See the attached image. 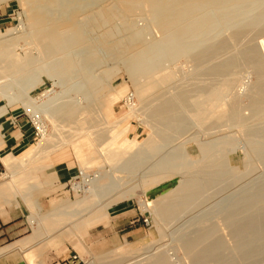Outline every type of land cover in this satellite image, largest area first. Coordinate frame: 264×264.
Masks as SVG:
<instances>
[{
    "label": "bare ground",
    "instance_id": "obj_1",
    "mask_svg": "<svg viewBox=\"0 0 264 264\" xmlns=\"http://www.w3.org/2000/svg\"><path fill=\"white\" fill-rule=\"evenodd\" d=\"M24 1L27 4L26 17L32 26L31 29L27 32L20 27L22 30L20 29L19 34L9 39L0 36V98L7 100L0 110H4L6 106L18 101L26 106L24 109L28 113L40 121L41 135L36 146L30 152H37L38 155L43 153L42 155H44L55 151L63 144L62 141V143L50 141L54 135L48 134V125L43 117L45 115L51 119V124L55 129L60 120L65 123V126L72 125L71 122L75 116L86 113L87 117L84 118V116L82 121L83 126L78 127L75 131L79 130V134L81 130L91 131L92 123L95 120L92 95L102 85L104 78L111 73L108 68L101 74H94L92 68L106 63L105 59L121 63L134 88V93L124 94L128 111L138 116L143 114L145 121L152 120L148 122L151 132L140 146L137 145L136 141L124 138L127 127L119 128L118 122L110 127L115 130V133L112 139L107 143L105 142L106 144L103 143L101 156L111 163V182L106 185L100 183L106 173H97L90 177L83 168L80 169L83 182L88 187L83 189L80 184L76 186L77 190L83 189L82 191L87 194L72 205L76 208L77 224L72 227L67 223L56 226L54 223L46 224L45 222L46 228L51 232L61 231L65 237L72 239L73 243L79 246V249L87 252L80 240L79 229L81 226L82 228L83 226H91L96 222L103 214L102 210L111 204V200L115 196L131 197L133 187L127 188L128 185H125L126 189L117 191L115 188L117 185L121 188L122 185L118 184L122 180V176L119 174L126 172H128L127 174H136V167L141 162L144 165L143 170L150 168L151 171L137 177V184L146 196L145 207L153 215L157 231L160 234L166 231L176 233L178 235L176 240L190 254L191 264H212L214 261L212 257L221 248L220 238L214 239V235L219 233L221 229L208 226L209 222L206 223V221L209 219L202 218L201 220L202 215L206 212L201 210L202 213L194 215H189V213L201 204L200 200L207 198L205 194L207 191L210 192L208 189L211 186L225 181L223 180L226 177L225 174L228 173L233 179H239L238 177L242 176L250 169V165L253 166L252 164H254L252 162L249 165L246 164L243 171H239L237 166L229 167L232 155L240 149L238 147L240 141L237 143L229 135L221 134L224 127L239 128L240 136H243L244 140L247 141L248 150H251L252 154L257 152L260 157V153H264V37L258 41L261 39L258 38L259 35L264 36V0ZM95 4L97 7L93 8L92 5L95 6ZM139 12H142L150 23L156 25L157 36L147 39L146 30L137 28L134 23L137 21L134 14ZM80 14H84V16L81 15L82 18H80ZM116 20H121L122 23L120 22L118 27H109ZM89 26H93L95 29L104 26V32L100 34L101 38L98 40L91 39L92 36L87 34V27ZM107 26L108 28H105ZM123 29L128 30L126 37L120 38L117 35L116 37L115 34L120 33ZM15 30L18 31L19 29ZM22 35H26L27 40L30 41L28 47L32 45L30 50L24 51V56H20L15 48H12L15 40L20 39ZM93 38L95 37L93 36ZM76 50L80 53L79 57L82 61L78 67L74 62L75 57L71 56V53L76 55ZM100 50H103V56L98 54ZM185 63L190 64V73L189 70L188 72L182 71ZM245 69L250 70L254 76L252 82L244 81L242 74ZM180 70L181 75H188L191 79L187 85L182 86L174 83ZM42 73L52 79L54 84H57L59 80L67 82L70 78L77 80L79 76L82 77L79 78L83 80V83L78 79L80 82L78 85L81 84L79 87L67 89L68 93L71 91L75 93L70 97L71 99L69 98L71 103L68 101L61 102L60 95L52 96L50 90L44 91L41 96L45 98L38 101L41 96L36 99L32 98L29 89L43 84ZM7 74L16 77L15 88L3 84V76H8ZM77 74L76 78L74 75ZM73 76L74 78H72ZM157 78L163 81L157 82ZM78 80L75 82L78 83ZM69 82L72 83L71 80ZM78 85L76 84V86ZM71 86L73 85L71 84ZM156 89L160 90L157 91L159 98L155 104L151 100L153 102L151 105V102L148 103L149 95L155 94L156 92L153 93L152 91ZM63 93L61 92V94ZM129 94H132L133 100ZM95 107L97 109V106ZM58 118H60L59 121H57ZM79 121L81 120L79 119ZM100 122L102 119L98 123ZM94 124L97 125V123ZM77 126L72 127L73 130ZM194 128L197 131L191 133L190 130ZM71 133L70 135H72ZM62 138L65 139V137ZM100 138H102V133L96 132L94 140L98 141ZM78 140H72L76 147L80 145ZM106 140L104 139V141ZM65 141L68 142L66 139ZM191 141L196 145L195 151L198 155L195 154V157L189 153L190 147L187 146ZM116 142H118V149L113 147ZM133 146L140 147L137 155L127 158L122 155L123 152L120 150H128ZM246 151L242 153L246 154ZM27 155L23 156L27 157ZM28 158L30 157L26 158V162L32 159L27 161ZM34 158L39 160L41 157L35 156ZM22 159L23 157L19 161ZM37 159L32 161L36 162ZM16 160L18 161V158ZM24 160L22 163L19 162L22 166ZM122 160V165L118 166ZM11 161L2 162L10 168ZM13 161L15 160L13 159ZM244 161L246 163V159ZM21 165L18 166L21 167ZM169 175L174 176V179L169 181L172 183L171 187L161 190V193L153 199L148 198L160 186L159 180ZM232 182L234 184V181ZM213 190L215 191V189ZM107 195L108 198L104 201L94 199V197L102 198L103 196L107 197ZM261 199L264 201L263 198ZM263 201H260L262 205H264ZM231 202L233 203V201ZM231 202H228L231 206L224 202L226 205L223 206L224 213H233L234 209L235 211L238 210H236V204H231ZM238 205L240 203H237ZM217 206L221 207L219 204ZM261 206L258 205V207ZM212 207H214L213 209L216 208V221L220 225L224 216L222 208L216 207V205ZM260 209H263L264 212V206ZM235 211L236 217L239 216V212L236 213ZM71 212L72 210L66 214L65 212L61 214L67 215ZM220 214L223 216L220 217ZM229 214H225V216L232 215V217L230 216L231 219L229 218L230 220L227 221L225 217L224 221L232 223V218L234 219L235 215ZM238 218H235L233 224L235 222L239 224ZM188 219L191 220L189 222L193 220L199 225L191 228L193 226L191 224V226L189 225L190 228L185 229L186 224L183 222ZM46 221L49 222V220ZM203 223L204 225H201ZM45 224L41 223L43 228ZM182 224L184 228L181 229ZM241 227L231 231L237 233V238H244L243 233L251 232L250 227L244 226V228L243 225ZM45 229L44 231L47 233ZM42 231L41 233H43ZM259 232H261L260 229ZM246 238L250 241L251 236ZM143 253L147 254L148 251ZM153 254L154 256L145 264H174V258L172 259L167 251L158 252L157 250ZM145 257L147 258V256ZM217 261L219 263L222 259Z\"/></svg>",
    "mask_w": 264,
    "mask_h": 264
},
{
    "label": "rangeland",
    "instance_id": "obj_2",
    "mask_svg": "<svg viewBox=\"0 0 264 264\" xmlns=\"http://www.w3.org/2000/svg\"><path fill=\"white\" fill-rule=\"evenodd\" d=\"M92 7L96 8L97 5L96 4H95V6L92 5ZM26 10H27V4L25 3L24 0H0V36H1V38L3 37L6 39H9L11 37H14L17 34H19V31L22 30L21 28H23L27 32L31 29L32 26L27 21ZM81 15L84 16V14H80L79 15L80 18H82ZM137 15H139V16L137 17ZM142 15H143V17H142ZM134 16L136 17V20H137L136 22L134 21L137 28L146 30V32H147L146 38L147 39H150L152 36L158 35L157 30H156V25L150 23L146 19V17H144L145 15L142 12L136 13V14H134ZM134 16H133V18L135 20ZM120 22H121V20H118V21L116 20L115 23L117 25L113 22V24L110 25L109 27H118L119 26L118 24H120ZM120 27H122V26H120ZM100 28L101 27H96V29H95V27L89 26V27H87V31H88L87 34L89 33L88 35L90 37L92 36L91 39L98 40V38H101L100 34L104 32V26H103V28H101V29ZM105 28H108V26ZM15 29H17V30L19 29V30L16 31ZM92 30H94V31H92ZM121 32H123L124 34H122ZM121 32L115 34V36L117 35L120 38L126 37V35H127L126 32H128V30L123 29ZM93 36L95 38H93ZM263 37H264L263 35H259L258 38H261V39H259L258 41L262 40ZM27 39L28 38L26 35H22V37L20 39L15 40L14 45H13L14 47L12 46V48L13 49L15 48L16 52L20 56H24V51L30 50L32 47V45H30V47H28L30 44V41H28ZM15 44H16V46H15ZM32 52L35 54L34 51H32ZM77 52L78 51L76 50L75 51L76 55H73V53H71V56L73 58L75 57L74 62H75V65L78 67L79 63H81L82 61L79 57L80 53L79 52L77 53ZM98 54L103 56L104 55L103 50H100V52ZM105 60L107 62L102 63L100 66H98L96 68L94 67L95 70L92 68V72L94 74L95 73L101 74L102 71H105L108 68L111 70V73L106 78H104V81H103L102 85L100 86L101 88L99 87L98 90L95 91V93L92 95V100L94 102L93 107L95 110V111L93 110L95 112L93 115V117L95 118L94 122L92 123L93 128H92V126H91L92 129L90 128L91 131L93 130L92 132L89 130L90 132L88 131L89 132L88 133L87 130H86V132L84 130H81V133L79 134V130H77L78 132L75 131L76 129H78V127L80 128L81 126H83L82 121H83L84 116H85L84 118L87 117L86 113H81V114H78L77 116H75L74 117L75 119L71 122L72 125H66L65 126V123L61 122L60 118H58L57 121H59V120L60 121L58 122L57 128H55V129H53V126L51 124V119H48V117L46 115L43 116L45 119V122L48 125V134L50 133V134L54 135V137L51 138L50 141H52L53 143L59 142V141H60L59 143L63 142V144L60 147H58V149H56V150H62V151L69 150L72 153L68 158H65V159L63 158V159L58 161V162L62 163V165H65V166L67 165V166L71 167V169L73 171V176H74V177H72V179L68 180L65 184L62 185L61 188L63 189L64 195H62L60 198H58L57 193L54 191L49 192V193H41L42 199L39 200L40 205H41V214H44L48 211L51 212L52 211L51 209L56 204V202H59L60 200H66V199L68 200V204L70 206L66 207L64 209V212L66 214V212L72 210L71 214L70 213H68L67 215L61 214L59 216H56L55 214H53V216H50V218L52 217L54 220L56 218L58 219L59 222L54 223L56 226H60L62 223H67L73 227L78 222L77 221L78 219L75 216L76 215L75 214L76 208L72 207V205L78 199H81L85 195H87L82 190L84 188L88 187L83 182V178L80 175V169L83 168L90 177H93L97 173H106L104 175V177L102 178V180L100 181V183L102 185H106V184H109L111 182V175H112L111 163H109V161L107 159H106L107 160L106 161L105 158H103L101 156V153L103 152L102 151L103 143L106 144L110 139H112L113 134L115 133V130L110 128L111 126H113V124L115 122H118V126L121 129L127 127V130L124 133V138H126L128 140L136 141L138 146L143 144V141L148 137L149 133L151 132L150 131L151 129L148 126V124H149L148 122H151L152 120L150 121L149 118L146 117L149 121H145L144 120L145 117L143 118V116H144L143 114H142L143 116L141 114H139V116H138V115L131 114L130 111H128V107L126 106V103H125L124 94H126L128 92L134 93V88H133L131 82H129V80H128V76H127V73H126L124 67L122 66L121 63H119L117 61L114 62L111 59H108V60L105 59ZM103 66H105V67H103ZM182 68H183L182 71L186 70L188 72V70H189V73L191 72V67H190L189 63L183 64ZM243 72L244 73L242 75H243L244 81L245 82H252L254 79V76L250 73V70L245 69ZM74 76L76 77V76H78V74L74 75ZM74 76L72 78H74ZM79 77L78 78L76 77L77 80L82 78V77H80V78ZM15 78L16 77L11 76V75L10 76L9 75L3 76L2 82L6 86H11V88H13V87L15 88V82H14ZM42 78H43V84L41 86H38V87L35 86V87L29 89L30 96L34 99L39 98L44 91L50 90V93L52 96H55V95L59 96L60 95V98H61L60 101L61 102L68 101L69 103H71L72 101L70 100L71 99L70 97H72L75 93L73 91L68 93L67 89H69V88L72 89V87L73 88L79 87L81 84L80 85H78V84L80 82L83 83L82 82L83 80H81V79H80L81 80L80 82L78 80V83H76L75 82V81H77L76 79L73 80L70 78L67 80V82L66 81L64 82L63 80H59V82L57 84H54V81L52 79H49V77H47V75H45L43 73H42ZM69 80H71L72 83H70ZM162 81H163L162 79L157 78V82H162ZM190 82H191L190 77L188 75H181V70H180V73H178V75L176 76L175 81H174L175 84H179L182 86L187 85ZM66 83H68V84H66ZM69 83H70V86H69ZM71 84L73 86H71ZM76 84L78 86H76ZM157 91H160V90H158V89L153 90L152 92L153 93L156 92V93L152 94V95L150 94L149 95L150 98L148 97L149 98L148 103L151 102L150 103L151 105L153 103L152 101H154L153 104H155L159 98V92H157ZM58 92H60V93H58ZM61 92L62 93L64 92V93L61 94ZM117 95H118V98H117ZM44 98L45 97L41 96L40 99H38V101H40ZM134 100L136 101L137 99H134ZM115 101H118V102L114 103ZM6 102H7L6 99L0 98V106L5 105ZM11 105L12 106L9 108L16 109L17 111H22L23 115L25 116V113H24V111H25L24 108L26 107L25 105H23L22 103H20L18 101L14 102ZM95 106H97V109H95L96 108ZM96 110H98V111H96ZM100 118L102 119V122L98 123L101 120ZM79 119L81 121H79ZM97 119H100V120L98 121ZM73 123H75V125H73ZM94 123H97L98 126ZM152 123H154V122H152ZM60 125H62L63 128H62V126L60 128ZM95 125H96V127H95ZM64 126L67 128H65ZM69 126H71V127H69ZM75 126H77V127L74 128V130H73L72 127H75ZM231 129L232 130L234 129V130L232 131ZM72 131L74 133H71ZM190 131L192 133V131L196 132L197 130L194 128ZM226 131H227V133H226ZM96 132L102 133V138H100V140H98V141L94 140ZM60 133L61 134L63 133V135H61ZM70 133L72 135H70ZM221 134L229 135L230 138L232 140H236L237 143H239L238 141H240L241 144L243 143L242 146L240 143L238 144L240 151L237 150V152L232 155V158H231L232 161H231V164L229 167H232V166L236 167L237 166L239 171H243V170H245L244 168L246 167V164L249 165L250 162H252L254 164H252L253 166L250 165V169L247 170L242 176H239L238 177L239 179H237V178L233 179L228 173L225 174L226 177L224 176L225 178H223V180H225V181L223 183L211 186L208 189V190H210V192L207 191L205 194L207 198L202 200V201L200 200L201 204H199L196 209L192 210V212H190L189 215L198 214L200 212L202 213V211L206 212V214L204 213V215H202L201 220H202V218L203 219L205 218L206 220L209 219L210 221L205 220L206 223L209 222L210 225L207 224L208 226H212L214 228L221 229V231H219V233H215V235H214V239L220 238L221 248H219L216 251L217 254L215 253L214 257H212V256L211 257L214 261H217L218 259L219 260L222 259V261H219V263H218V261L216 263L214 261H212V264L213 263L214 264H264V212H263V209H260L261 207L264 206L261 204L262 202H260V201H263L261 198L264 199V189L262 190V188L264 187V170H263L264 169V166H263L264 165V160H263L264 159V155H263L264 153H260L261 154L260 157L258 156L259 154L257 152H255L256 154L253 153L254 154L253 155L252 152H250L251 150H248L249 145H248L247 141L244 140V137L242 136L243 137L242 138L240 136L241 131L237 127H224V129L221 131ZM62 137H65V139L68 140V142L66 143L65 139ZM39 138H40V136H36L34 134V140H33L32 144L34 145ZM63 139H64V141H63ZM71 139L72 140H76V139L78 140L79 139L78 140V141H80L79 147L74 146L73 145L74 141H72ZM104 139L105 140L107 139V140L104 141ZM107 145L106 146L104 145V147H107ZM138 146H135V147L133 146V148L131 147L128 150L126 149L124 151L123 150H120V151L124 153V154L122 153V155H125L126 158L132 157V156L137 155L138 152L140 151V149H139L140 147H138ZM187 146L190 147L189 153L191 155H193V157H195V154L198 155V153L195 151L196 145L194 142H192V141L189 142L187 144ZM113 147L117 148L118 142L114 143ZM243 147L246 149H244ZM100 150H101V152H100ZM245 150H247L248 152L246 151V154L242 153ZM126 151H127V153H126ZM257 156H258V158H257ZM261 156H263V157L261 158ZM245 159H246V163L244 161ZM122 162H123V160L121 162H119L118 166H121ZM143 167H144V165L140 162L138 164V166L136 167V170H137L136 174L129 173L130 174L129 175V174H127L128 172L119 174V176L120 175L122 176V180L119 181L118 184L119 185L122 184V185H121V188H119L120 186L118 187V185H117V188H115L116 191L120 190V189H126L125 185L126 186L128 185L127 188L133 187L132 189L134 192L132 191L131 197L124 198V197H120V196H118V197L115 196V198L111 200V204L102 210L103 214L100 216L99 219H97L96 222H94L95 225H93L94 224L93 223L91 226L90 225L86 226V227L83 226V228L81 226V228L79 229V233L81 234V237H82L80 240H81L83 246L85 247V249L87 250V252H84L82 249L79 250L77 247L74 246V244H73L74 241L72 239L66 237V239H63V241H62L63 246H62V250L60 252L63 254H61V259H65V261L70 262L71 258H69V255H71V256L76 255L77 259L75 260V262H73V264H88V263H91V264H140V263L145 264V263H147V261H149L151 259V257L154 256L153 252L158 250V252L167 251V253L171 256V258L172 259L174 258L173 259L174 264H191L190 254L188 253V251H186L180 245V242L176 240V237L178 235L176 233H171L170 231H166L165 233L160 234L156 229V225H155V222L153 219V215L151 214L150 210L145 207V203L147 202V199H146L145 194L143 193V191L140 189L139 185L137 184L138 179H136V178L140 177L143 174H148L151 171V169L148 168L146 170H143L142 169ZM46 172L49 173L50 168H47ZM173 179H174L173 175L162 177L159 180L160 186L157 187L155 192L150 194L148 198L153 199L154 197H156V195H159L161 193L160 192L161 190L163 191L164 189H169L171 187V184H172V183H169V181H171ZM132 181H133V184L135 183L134 185L131 184ZM232 181H234V184ZM79 184L82 186V188H83L82 190H77L76 186H78ZM123 185H124V187H123ZM134 186H136V187H134ZM215 186H217V187H215ZM260 186H263V187H260ZM78 188L81 189L80 187H78ZM219 188H220V190H219ZM221 188H223V189H221ZM213 189H215V191ZM212 190H213V192H212ZM38 194L39 193H37L36 195H38ZM212 196H214V197L212 198ZM105 197L106 196H103L102 198L100 197L101 199L99 197L98 198L94 197V199L97 201H100V200L104 201V200H107L108 195L106 198ZM216 197H218V198H216ZM250 198H252V199H250ZM232 199H234V200H232ZM259 199H261V200H259ZM235 200H236V203H235ZM229 201L230 202L233 201V203L236 204L235 207H236V210L238 209L237 211L239 213L237 211H235V209H234V211L236 213H238L239 216L237 215V217H236V215L234 214V211H233V213H231V212L224 213L225 211H223V206L224 207L226 206L224 202H226L229 206H231L230 203H228ZM256 201H258V202L256 203ZM217 202H219V203H217ZM221 202L223 205L221 204ZM215 203H217V204H215ZM233 203L231 202V204H233ZM237 203L238 204L240 203V205L237 206ZM263 203H264V201H263ZM218 204L221 205V207L217 206ZM246 204H248L247 206H249V207H247ZM256 204H258V205L260 204V206L261 205L262 206L258 207V205H256ZM215 205H216V207L222 208L221 210L223 212L222 211L221 212L224 213L223 214L224 216H223V215H221L222 213L220 212L221 213L220 217L223 216L222 217L223 221L221 220L222 222L220 225H218V222L216 221L217 220V217L215 215L216 208L213 209L214 207H212ZM228 205H227V207H229ZM208 207L210 208V211H208L209 210ZM211 207H212V210H214V211L211 210ZM204 208H206V209L204 210ZM245 208H247V209L245 210ZM29 211H30V213L27 214V216L25 217V220L27 221V232L31 233L33 228H32V225L30 224L31 210L29 209ZM256 211H257V213H256ZM229 213L234 214L235 218L239 217L238 218L239 224H237L236 222H235V224H233V221L236 220L235 218L234 219L232 218V223L227 222L232 217V215H230ZM225 214H227V215L229 214L231 217L230 216L227 217V216H225ZM54 215H55V217H54ZM207 216H208V218H207ZM243 216H245V217H243ZM224 218L227 221H224ZM189 221H191V220L188 219V220L183 222V224L184 223L186 224L185 229H187V227L190 228L191 224L193 225V226H191V228L197 227L199 225V223L197 225L196 221L192 220L193 223L189 222ZM223 222L224 223L226 222V225H224ZM195 223H196V225H195ZM230 223L232 226L230 225ZM183 224L180 227L181 229L184 228ZM201 225H204V223ZM242 225H243V227L244 226L250 227L251 232L250 233H243V236H245L244 238H237V233L235 234V233H232L231 231H233V229H239V227H241ZM236 227H238V228H236ZM259 229L261 232H259ZM261 229H263V230H261ZM249 235L251 236V239H252V240L250 239V241H249V239L246 238L247 236L249 237ZM162 236H164V237H162ZM217 236H219V237H217ZM160 237H161V239H160ZM247 240H248V242H247ZM251 243H252V245H251ZM245 244H246V246H245ZM248 245H250V246H248ZM245 248H247V249H245ZM147 251H148L147 254L143 253V252H147ZM137 254L138 255L140 254V255L138 256ZM150 254H153V255H150ZM188 254H189V256H187ZM142 255H143V257H142ZM216 255H218L217 258H215ZM145 256H147V258ZM132 258H135V259H132ZM137 258H139V259H137ZM140 258H142V259H140ZM93 259H94V261H93ZM212 259L210 258V260H212ZM142 262H144V263H142ZM221 262H223V263H221Z\"/></svg>",
    "mask_w": 264,
    "mask_h": 264
},
{
    "label": "crops",
    "instance_id": "obj_3",
    "mask_svg": "<svg viewBox=\"0 0 264 264\" xmlns=\"http://www.w3.org/2000/svg\"><path fill=\"white\" fill-rule=\"evenodd\" d=\"M116 102L118 101L114 103ZM11 106H6L5 111L0 110V264H73L72 260L67 262L61 259L62 241L66 239L64 233L51 232L46 228V224L59 222L57 218L54 220L50 216L56 215V211L58 216L63 213L64 209L70 206L68 200L56 202L52 211L44 214H41L39 202L42 199L41 193L54 191L58 198L64 195L62 185L74 176L71 167L62 165L58 161L68 158L72 153L69 150H55L44 155L30 152L37 144V142L32 144L33 129L22 111L9 108ZM25 154L32 159L28 158L27 161L30 160L26 162L27 157L23 156ZM11 156L15 161L11 159ZM20 156L25 159L24 167L20 164L23 161V159L19 161ZM35 156L43 159L38 160L34 158ZM15 158H18V161ZM33 159L37 161L34 163ZM2 161L5 163L11 161L10 168ZM18 167L21 169L19 170ZM16 168L17 171H15ZM47 168H50L49 173L46 172ZM37 193L39 194L36 195ZM29 209L31 210L30 224L33 228L31 233L27 232L25 220L30 213ZM41 223L45 224L44 228ZM71 257L69 255V258Z\"/></svg>",
    "mask_w": 264,
    "mask_h": 264
},
{
    "label": "built area",
    "instance_id": "obj_4",
    "mask_svg": "<svg viewBox=\"0 0 264 264\" xmlns=\"http://www.w3.org/2000/svg\"><path fill=\"white\" fill-rule=\"evenodd\" d=\"M130 98H132V94H129ZM128 98V99H130ZM133 100V98L131 99ZM130 101V100H129ZM125 103H126V99H125ZM26 119L28 120L29 124L31 125L32 129H33V133L36 136H40L41 135V126H40V121H38L37 119H35V117L33 115H31L30 113H28L26 110L24 111ZM81 175V174H80ZM77 259L76 255H73L71 257V260L73 262H75V260Z\"/></svg>",
    "mask_w": 264,
    "mask_h": 264
}]
</instances>
